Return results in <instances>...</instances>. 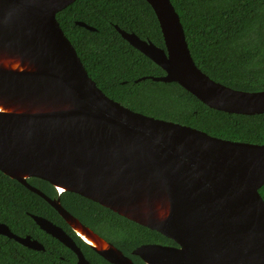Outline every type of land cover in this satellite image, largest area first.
Wrapping results in <instances>:
<instances>
[{
  "label": "water",
  "instance_id": "1",
  "mask_svg": "<svg viewBox=\"0 0 264 264\" xmlns=\"http://www.w3.org/2000/svg\"><path fill=\"white\" fill-rule=\"evenodd\" d=\"M76 1L0 0V172L46 200L112 264L135 263L30 178L50 183L60 195L92 200L178 245L140 246L134 255L146 264H264V145L147 116L107 96L57 19ZM146 1L165 48L116 29L166 73L150 79L178 83L214 110L264 114V91L233 89L196 65L171 0ZM32 218L75 248L52 222ZM17 239L28 245V238ZM78 264L90 263L80 255Z\"/></svg>",
  "mask_w": 264,
  "mask_h": 264
},
{
  "label": "trees",
  "instance_id": "2",
  "mask_svg": "<svg viewBox=\"0 0 264 264\" xmlns=\"http://www.w3.org/2000/svg\"><path fill=\"white\" fill-rule=\"evenodd\" d=\"M171 2L180 15L191 55L206 75L233 89L264 91V0ZM57 19L90 77L110 98L136 112L191 126L218 138L264 145V114L248 116L214 110L178 83L150 79L166 73L116 29L118 26L165 48L158 19L146 0H77ZM28 182L51 198L58 195L55 187L44 180L30 178ZM260 194L264 199V186ZM61 202L126 254L148 243L177 246L159 232L78 194L64 192ZM28 213L61 219L46 200L0 172V218L11 227L16 226L17 219L23 220L27 230L36 227ZM133 259L143 264L140 258Z\"/></svg>",
  "mask_w": 264,
  "mask_h": 264
},
{
  "label": "flooded vegetation",
  "instance_id": "3",
  "mask_svg": "<svg viewBox=\"0 0 264 264\" xmlns=\"http://www.w3.org/2000/svg\"><path fill=\"white\" fill-rule=\"evenodd\" d=\"M57 194H58L57 197L52 199H60L61 201L62 194L60 195L58 192ZM55 212L61 217V219L57 218L55 215H53V218L55 220L53 219L51 220L49 218L40 215H35V216L45 218L50 222H52L57 227H59L73 241V243L75 244V248L69 247L59 239L53 237L52 235L42 230L37 225L35 220L32 218V215L34 214L28 213L29 216L34 220L37 228L34 227L27 230L23 225V220L17 219L15 222L16 226L11 227L9 226L8 222H6V220L0 218V264H78L80 260V255H83L86 261H88L90 264H112L104 257H102L100 254H98L95 250H93V248L89 244H87L81 237H79L77 232L59 214L57 210H55ZM82 223L87 227H89L90 229H92L84 222ZM5 227H7V229H5ZM92 230L95 233H97L94 229ZM8 234H12V237H10ZM99 235L101 236V234ZM101 237L104 238L103 236ZM17 238L22 240L28 238L29 239L27 241L28 245H26L22 241H19ZM104 239L118 248V246H116L111 241L107 240L106 238ZM148 244H157V243H148ZM143 245H147V244H143ZM140 246H138L137 248H139ZM174 247H178V245ZM135 250H133L128 254L124 253L122 250L121 251L124 253L125 256L129 257L135 264H137L133 259V257L136 256L134 255ZM99 258H102L104 260L100 261ZM142 262L143 264H146L143 260Z\"/></svg>",
  "mask_w": 264,
  "mask_h": 264
},
{
  "label": "bare ground",
  "instance_id": "4",
  "mask_svg": "<svg viewBox=\"0 0 264 264\" xmlns=\"http://www.w3.org/2000/svg\"><path fill=\"white\" fill-rule=\"evenodd\" d=\"M70 226V225H69ZM79 236V235H78ZM80 237V236H79Z\"/></svg>",
  "mask_w": 264,
  "mask_h": 264
}]
</instances>
